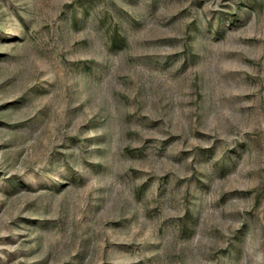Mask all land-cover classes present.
I'll return each instance as SVG.
<instances>
[{
  "label": "rangeland",
  "instance_id": "1",
  "mask_svg": "<svg viewBox=\"0 0 264 264\" xmlns=\"http://www.w3.org/2000/svg\"><path fill=\"white\" fill-rule=\"evenodd\" d=\"M0 264H264V0H0Z\"/></svg>",
  "mask_w": 264,
  "mask_h": 264
}]
</instances>
